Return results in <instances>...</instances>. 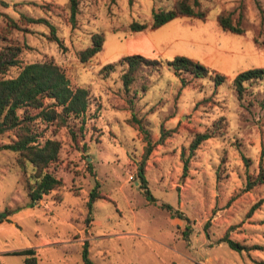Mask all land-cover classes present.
<instances>
[{
    "label": "rangeland",
    "instance_id": "obj_1",
    "mask_svg": "<svg viewBox=\"0 0 264 264\" xmlns=\"http://www.w3.org/2000/svg\"><path fill=\"white\" fill-rule=\"evenodd\" d=\"M178 1L78 0L71 26L67 0H0V56L18 47L17 65L0 69V78L14 76L24 63L51 59L70 86L87 88L89 96L83 135L75 144L65 127L30 121L37 143L52 138L60 145L48 170L61 184L34 205L25 206L29 164L22 168L16 152L0 149V264H22L23 256L5 252L25 247L34 248L37 264H83V241L93 264L264 260V77L243 83L239 99L231 83L238 72L264 67V0H186L197 4L203 19L179 16L155 29L129 30L131 21L149 25L152 11L172 9ZM218 15H230L241 33L222 30ZM28 19L45 20L58 41L45 23ZM93 32L103 37L101 50L80 61L77 53ZM144 35L153 47L145 45ZM133 53L158 63L140 66L127 90L120 66L99 72ZM175 55L225 80L213 85L209 76L181 73V85L165 64ZM138 124L151 141L143 174L152 201L136 177L145 147ZM160 129L168 135L157 143ZM205 130L215 135L188 156L193 133ZM14 138L3 132L0 145ZM259 170L263 181L247 188ZM92 188L99 198L88 208ZM224 235L244 249L229 248Z\"/></svg>",
    "mask_w": 264,
    "mask_h": 264
},
{
    "label": "trees",
    "instance_id": "obj_2",
    "mask_svg": "<svg viewBox=\"0 0 264 264\" xmlns=\"http://www.w3.org/2000/svg\"><path fill=\"white\" fill-rule=\"evenodd\" d=\"M4 4V2H1ZM196 3L189 4L186 0H179L172 9H159L151 12L150 24L144 22L131 21L128 24L129 30L139 32L149 27L155 29L167 21L179 16H192L203 19L204 12L196 7ZM78 0H67L68 20L71 26L75 23ZM28 21H41L45 23L50 30L52 40L58 41L54 36V29L42 19H28ZM217 24L222 30L232 33H241L238 23L233 24L230 15H218ZM103 37L100 33L90 34V44L80 50L77 55L80 61H85L101 50ZM8 56H0V69H7L9 66L17 65L15 55L18 47L8 48ZM156 59L146 58L140 54H127L118 58L115 62L107 63L101 66L99 72L105 75L111 72L115 66H120L122 73L120 75L123 88L127 90L132 80L133 73L142 65H155ZM165 64L171 69L172 73L179 77V81L184 84L181 73H188L194 77L209 76L213 85L223 83L225 76L212 69H209L202 63L191 58L175 55ZM264 77V67L249 68L238 72L231 78V83L236 92V98L239 99L243 90V83ZM89 106V96L87 88L83 86H70L62 69L51 59L24 63L18 67L16 74L12 77L0 78V134L11 131L14 139L8 143L0 145V149L16 152L17 162L24 168V162H27L31 168L28 180L24 181L28 202L25 206L29 207L40 199L41 194L60 186L61 180L48 170L49 165L56 162L59 151V142L56 139L46 138L41 143H37L36 137L32 131L30 121L38 119L46 124L65 127L70 140L75 144L78 138L83 135V126L86 121V111ZM21 111V116L18 115ZM32 111V112H30ZM138 130L143 134L145 147L143 156L137 165L136 177L138 186L143 189L147 199L153 200L146 189V180L143 174L144 160L150 152V138L148 132L142 125L138 124ZM168 135V132L160 129L157 143H161ZM215 134L213 131L195 132L187 146L188 156L198 147V145ZM183 156V152H181ZM183 169L186 167L187 158L183 160ZM31 182H30V180ZM263 181L261 170L254 180H248L246 187ZM99 198V193L95 188L88 192L86 205L91 208L93 201ZM260 203L258 200L252 204L249 211H252ZM165 207L170 208L169 205ZM21 208V207H17ZM178 216V215H175ZM2 218L0 217V222ZM229 248L240 251L243 246L229 239L224 235L221 239ZM7 254L21 255L22 264H37L34 249L31 247L20 250H13ZM81 261L83 264H93L88 257L87 244L85 241L81 244ZM256 264H264V260H257Z\"/></svg>",
    "mask_w": 264,
    "mask_h": 264
},
{
    "label": "crops",
    "instance_id": "obj_3",
    "mask_svg": "<svg viewBox=\"0 0 264 264\" xmlns=\"http://www.w3.org/2000/svg\"><path fill=\"white\" fill-rule=\"evenodd\" d=\"M143 39H144L145 45L147 44L148 47L154 46V43H152L151 39L149 37H147L146 35H144ZM25 248H27V247H25ZM31 248H33V247H31ZM21 249H23V248H21ZM14 250H20V249H14ZM9 251H13V250H9ZM9 251H6L5 254H7V252H9Z\"/></svg>",
    "mask_w": 264,
    "mask_h": 264
}]
</instances>
